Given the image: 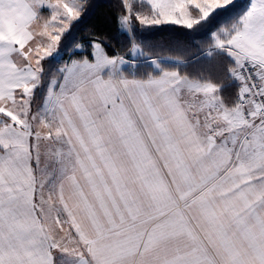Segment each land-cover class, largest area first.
Wrapping results in <instances>:
<instances>
[{"label":"snow or ice","instance_id":"6c2138e0","mask_svg":"<svg viewBox=\"0 0 264 264\" xmlns=\"http://www.w3.org/2000/svg\"><path fill=\"white\" fill-rule=\"evenodd\" d=\"M0 0V264H264V0Z\"/></svg>","mask_w":264,"mask_h":264},{"label":"trees","instance_id":"16d2710c","mask_svg":"<svg viewBox=\"0 0 264 264\" xmlns=\"http://www.w3.org/2000/svg\"><path fill=\"white\" fill-rule=\"evenodd\" d=\"M93 2L99 7L95 10L93 15H91L83 25H81L78 30V34L83 36L85 32L97 31L106 32L110 28V17L113 10L110 5L117 2V0H93Z\"/></svg>","mask_w":264,"mask_h":264}]
</instances>
